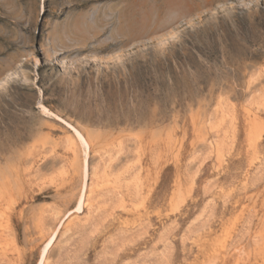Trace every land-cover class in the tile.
<instances>
[{
  "label": "rangeland",
  "instance_id": "374dc122",
  "mask_svg": "<svg viewBox=\"0 0 264 264\" xmlns=\"http://www.w3.org/2000/svg\"><path fill=\"white\" fill-rule=\"evenodd\" d=\"M43 254L264 264V0H0V264Z\"/></svg>",
  "mask_w": 264,
  "mask_h": 264
},
{
  "label": "bare ground",
  "instance_id": "6f19581e",
  "mask_svg": "<svg viewBox=\"0 0 264 264\" xmlns=\"http://www.w3.org/2000/svg\"><path fill=\"white\" fill-rule=\"evenodd\" d=\"M76 134H77V136H79V137H81L80 136V134L76 131ZM83 141H84V143H85V145H87L86 144V142H85V140H84V138H81ZM83 197V196H82ZM80 201H78L79 203H78V207H77V210L78 211H80L81 210V208H82V198H80L79 199ZM53 239V238H52ZM52 241V240H51ZM51 241H50V243H48V245H47V247H46V249L48 250V248H49V246H50V244H51ZM46 251V250H45ZM45 253V252H44ZM43 260H44V254L42 255V258H41V260H40V262L38 263V264H42L43 263Z\"/></svg>",
  "mask_w": 264,
  "mask_h": 264
}]
</instances>
